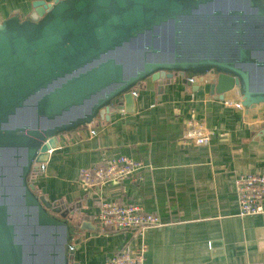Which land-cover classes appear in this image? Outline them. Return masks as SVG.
Masks as SVG:
<instances>
[{"label":"water","instance_id":"95a60500","mask_svg":"<svg viewBox=\"0 0 264 264\" xmlns=\"http://www.w3.org/2000/svg\"><path fill=\"white\" fill-rule=\"evenodd\" d=\"M211 1L35 0L28 17L0 23V264L71 263L73 211L36 194L31 175L60 147V134L111 109L133 111L141 82L199 78L215 98L264 109V87L247 68H264V60L246 35L254 19L264 23V0H245L251 13ZM230 24L236 51L190 53L201 43L216 47L213 27ZM80 228L95 230L89 221Z\"/></svg>","mask_w":264,"mask_h":264},{"label":"crops","instance_id":"0c3cea01","mask_svg":"<svg viewBox=\"0 0 264 264\" xmlns=\"http://www.w3.org/2000/svg\"><path fill=\"white\" fill-rule=\"evenodd\" d=\"M33 1L0 0V23L28 17ZM252 54L264 60V53ZM247 68L255 87H264V68ZM204 81L150 78L141 82L133 111L111 109L108 117L60 134V147L32 177L39 195L75 207L72 224L95 226L73 234L71 263L106 264L124 248L135 253L145 245L144 264H264V212L239 216L235 187L238 174L264 172V109L215 98ZM190 121L212 129L208 142L183 139ZM122 155L144 167L120 184L85 189L82 168ZM103 200L138 204L162 225L102 231L95 215Z\"/></svg>","mask_w":264,"mask_h":264},{"label":"built area","instance_id":"2783aa9c","mask_svg":"<svg viewBox=\"0 0 264 264\" xmlns=\"http://www.w3.org/2000/svg\"><path fill=\"white\" fill-rule=\"evenodd\" d=\"M91 133L94 134L96 131L92 129ZM213 133L212 129L203 123L190 121L183 131V139L208 142ZM143 167L144 164L141 160L122 155L112 158L104 164L82 168L80 178L86 190L94 189L100 184L117 185ZM40 169H45V163L40 164ZM235 187L239 198V216L264 212V172L238 174L235 177ZM95 219L98 228L102 231L107 228L145 230L162 225L157 215L145 211L140 205L135 203L121 204L112 200L102 201L100 211L95 215ZM145 252V245H142L135 253L124 248L112 255L106 264H144Z\"/></svg>","mask_w":264,"mask_h":264},{"label":"rangeland","instance_id":"374dc122","mask_svg":"<svg viewBox=\"0 0 264 264\" xmlns=\"http://www.w3.org/2000/svg\"><path fill=\"white\" fill-rule=\"evenodd\" d=\"M214 5L225 9L228 7H242L245 9L246 13H251L248 3L245 0H213L211 1L207 7H213ZM171 24L164 25V29L166 35L164 37L165 44L169 47L172 44V38H171ZM214 30L210 32L212 34L211 38L216 47H212L210 45L203 46L202 43L199 44V49H194L190 53H195L198 50H211L212 48H215L217 51L224 50L225 52H234L236 51L235 48V29L230 24V26H215L213 27ZM172 30V31H171ZM186 32L191 33V28H185ZM171 32V33H170ZM202 32H197V35H202ZM246 35L249 38L250 43H257L258 47L260 48V52L264 53V23L258 22V20H253L252 23L248 26V29L246 31ZM196 43L199 42V40L195 41ZM46 167V166H45ZM34 175V174H33ZM32 176V175H31Z\"/></svg>","mask_w":264,"mask_h":264},{"label":"trees","instance_id":"16d2710c","mask_svg":"<svg viewBox=\"0 0 264 264\" xmlns=\"http://www.w3.org/2000/svg\"><path fill=\"white\" fill-rule=\"evenodd\" d=\"M36 172H34V173H32V174H35ZM35 192H36V194H39V192L38 191H36L35 190ZM81 199V198H80ZM62 205H64L63 203L62 204H59V206H62ZM64 209L66 208H69L70 206L69 205H67V206H62ZM70 209V213H71V211H74L75 210V207L73 208V207H71V208H69ZM72 214V213H71ZM81 222H82V220H78V221H74V224H72V221H70V223H69V231H70V234H74L75 232H77L79 229H81L80 228V225H81ZM70 260H71V258H70ZM71 262V261H70ZM70 264H73V263H70Z\"/></svg>","mask_w":264,"mask_h":264}]
</instances>
